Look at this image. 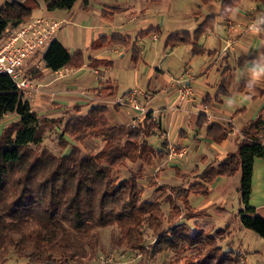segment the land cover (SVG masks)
Returning <instances> with one entry per match:
<instances>
[{"label":"trees","instance_id":"1","mask_svg":"<svg viewBox=\"0 0 264 264\" xmlns=\"http://www.w3.org/2000/svg\"><path fill=\"white\" fill-rule=\"evenodd\" d=\"M76 1L44 0L47 10H69ZM241 1L221 0L218 14L207 15L193 33L181 30L167 34L164 47L186 44L191 46L193 55L204 54L197 43L199 38L213 28L216 16L227 19ZM83 3L86 5L87 0ZM35 5L34 0L4 2L0 6V37L8 26L28 20ZM158 31V27H150L140 30L137 37ZM106 45L131 49L133 62L139 58V47L126 35L100 36L89 47L95 50ZM45 49L43 63L53 71L79 69L85 63L82 52L70 54L57 39ZM97 62L92 61L89 66L97 68L101 64ZM107 88V93L102 90L99 93L115 97L113 88ZM219 95L218 91L216 101H221ZM209 102L207 98L204 105ZM106 108L101 104L91 105L84 114L69 117L61 131L75 143L86 136L102 138L104 143L96 153L83 155L75 145L58 156L45 150L36 153L30 146L42 142L38 133L41 120L11 77L0 73V120L6 112L18 116L12 127L7 126L0 134V264H10V251L25 259L26 264H81L95 257L97 233L106 227L117 228L120 243L151 259L171 251L177 256L174 264H238L239 253L224 250L218 244L228 234H225L227 228L208 231L189 228L184 222L196 217L190 205V193L205 194L207 185L217 177L229 178L237 171L240 172L238 191L243 204L238 211L240 223L264 239V217L256 214L249 204L253 162L257 157L264 159V141L257 135L264 124L260 115L243 128L244 138L238 140L236 151L229 152L216 166L207 165L198 174L200 181L187 187L170 186L180 203L170 200L169 213L165 216L158 199H142L137 175L120 179L116 172L124 160L152 165L154 158H164L168 153L167 140L160 141L159 149L151 145L150 139L157 135L151 113L145 114L136 125L131 122L110 124L105 116ZM205 121V116L198 113L196 124L201 126ZM206 134L219 143L228 136V131L210 124ZM175 173L185 175L178 169ZM163 223L170 226L165 234L161 229ZM179 225L183 230H178ZM144 227L154 238L147 246ZM183 258H186L184 262Z\"/></svg>","mask_w":264,"mask_h":264},{"label":"crops","instance_id":"2","mask_svg":"<svg viewBox=\"0 0 264 264\" xmlns=\"http://www.w3.org/2000/svg\"><path fill=\"white\" fill-rule=\"evenodd\" d=\"M6 1L23 2L25 0H0V6ZM34 1L36 5L32 9L28 20L17 25L8 26L4 32L8 33V31H14L36 20L38 23L36 22L33 28L36 32L47 28L50 23L55 21L60 25V29L57 33L62 31L64 34L66 26H69L71 38L74 37V33L76 34L83 30L85 35L83 43L84 49H81L78 45H67L59 41L57 39V33L54 35L53 39H57L61 42L70 54H74L77 51L82 52L84 64L92 72L91 80L85 82L84 86L81 85L83 86L81 88L75 78L70 77L73 76V73L77 72L78 69H69V73L71 72L70 75L68 74V76L65 75L62 78H55L54 71L47 68L43 63L42 56L46 47H43V49L40 48L38 52L31 55L21 67V73L28 77L33 84L41 85V88L46 92V95L33 94L32 97L29 99L27 98L31 108L35 110V112L36 109L41 110L40 108H42L43 105L50 102L57 104L56 108H58L57 110H59V112H62L65 108L73 107L74 105V107H78L80 111L86 108L88 109V107L95 103L89 98L98 96L96 93L100 90L106 91L107 87H112L116 96H120L121 94L118 92L117 81L114 76H110L109 72L112 66V59L106 53L112 51L116 53V55L118 54L120 57H123L125 48L111 45L103 49L98 48L93 50L90 49L89 46L100 36L110 37L114 34L126 35L130 37L135 44L138 43V45L146 38L155 42L158 40V34L161 31V26L159 21L156 20V16L159 17L165 12L167 13L172 6V0H87L86 5H84L83 0H77L69 10H47L44 0ZM249 1L254 2V4H264V2L257 0H242L228 17V20L233 23L234 32L232 33L227 32V28H225L226 22L221 17L216 16L217 23L222 24L221 26L226 36L224 38L219 36L218 32L220 30L204 33V40H200L198 44L204 49L205 53L200 56L201 61L198 64L199 67L197 70L193 66L197 55L192 54L190 45L188 46L189 50L186 49L187 53L185 57L180 60L183 64V70L179 76H174L169 73V69L175 63L174 59L170 57L173 55L176 46L164 47L163 44L162 50L157 53L155 65L151 67L149 73L150 76L155 72L159 73V75H156V79L164 80L163 85L159 88L155 85L148 88L150 90L145 91L144 101L149 111L155 110L152 118L157 125L158 137L161 138V140L166 139L168 146L175 149L176 154L172 157L173 160L165 156L169 162H177L175 164H170L174 172L175 169H178L182 174H188L194 169L200 174L207 165L216 166L229 152L236 151L237 142L242 138V130L249 121L255 119L258 115H260L262 121H264V80L258 81L253 89L248 87L250 69L255 63L264 62V19L258 18L257 13L260 12L259 8L252 7ZM211 3L202 2V7H200V5L196 4L194 1V3L186 7L183 13L190 17L193 16L196 19V24L199 25L207 15L218 14L220 6H218L217 10H211ZM202 9L204 11L206 10L203 14L201 13ZM117 17H120V20L115 22ZM95 21L97 22V27L94 26ZM124 22L131 23L129 27L135 25V28L131 30L132 32H125L124 27L128 23L124 25ZM254 24L262 31L258 35L252 34L251 41L241 39L246 31H250V25ZM150 27H158L159 31L157 33L153 32L143 38L137 37V33L140 30H146ZM106 28H108V32H105ZM245 28L248 30H244ZM213 36H218V43L215 45L209 44ZM259 37H261V39H259ZM238 43L242 45H237ZM254 43H256V45H254ZM103 58L110 61L108 67L92 68L89 66L92 59L99 61ZM163 66L165 68H163ZM134 67H136V64ZM163 69H166L168 74L165 73ZM238 70L241 72V76L238 85L235 86V90L233 91L235 95H233L226 83L231 74ZM178 79L184 81V83H187V85L191 87V95H185L184 98L180 97L178 94L179 87L175 84V80ZM77 87H79V89ZM132 89L134 88H129L122 94ZM218 91L221 93V95H219L221 101H216L214 99ZM106 92H108V90ZM160 94H165L164 99L166 101V106L157 104L160 105V107H158L156 105L153 106L154 103L150 104V101ZM232 97L239 98L241 106L237 108H225L224 106L227 98L231 99ZM207 98L210 99V102L204 105V101H206ZM254 103H257L254 111H247ZM205 108L209 113H213L215 118H213V120L206 119L201 126H198L196 124L198 116L196 111L201 112ZM132 112L133 114L129 116L125 113L124 108L119 107V111L115 110L114 112L113 110L114 114L111 116H109L110 112H108L107 119L112 124H127L130 123L133 117L138 116L136 112ZM178 112H184L186 115L188 114V126L186 127L194 131L192 140L194 144L193 147L195 146V148H198L200 145H204L203 150L193 161L187 157L192 151L189 149L190 146L183 144V138L188 135L183 128L185 123L181 122V126L179 127V139L177 142L171 143L168 140L169 130L165 128L164 123H168L167 127H169L171 117L172 124L175 123L178 119ZM210 124L222 127L224 130L228 131V136L219 143H216L212 137L206 134ZM257 135L261 141H264V124H262L261 128L258 130ZM166 158H162L161 160L165 161ZM189 163L192 164V168L185 169V167H187L186 165ZM197 163L202 165V167L200 168ZM238 173L240 174V172L237 171L233 176H229V178L227 176L217 177L215 181L207 185L205 194L200 192L190 193L189 196H192H188L190 205L196 215L195 218L190 220L194 225L193 228L199 227L198 223H203V219L212 216H217L219 220H224L227 215V210L225 208L227 204L226 201L228 202L230 200V194H232V191H235V193L237 192L240 196L238 191L239 180L237 184L232 181ZM177 177L179 178L182 176ZM181 184L183 183L178 185ZM183 186L187 187L186 185ZM249 204L255 209L256 214L264 217V159L258 157L255 158L253 162ZM205 225L206 224H203V226ZM199 228L202 227L200 226ZM224 228H228V234H226L224 241L232 237L229 239L230 242L227 243V248L231 249L230 247L237 242H235L234 235L231 236L229 225L224 226ZM237 229L241 230L240 227ZM236 251L241 254V259L246 264V257L243 256L240 245Z\"/></svg>","mask_w":264,"mask_h":264},{"label":"rangeland","instance_id":"3","mask_svg":"<svg viewBox=\"0 0 264 264\" xmlns=\"http://www.w3.org/2000/svg\"><path fill=\"white\" fill-rule=\"evenodd\" d=\"M196 2V4L200 5L202 7V1L200 0H172V6L170 10L165 12L162 16H156V20L160 23L161 31L158 34V40L153 42L151 39H144L143 42L138 45L136 44L139 49V58L136 63L132 61V53L131 49H125V54L123 57H120L118 54L110 51L108 56L112 59V66L109 70L110 76H114L117 83L118 92L122 95V93L129 89V88H136L140 89L143 92L149 91L154 85L158 88L163 85V81L161 79H156V75H159V73L155 72L152 76H150V70L151 67L155 65V59L157 56V53L162 50L164 39L167 37V34L170 32H179V31H188L190 33H193L195 30L194 28L197 27L198 24H196V19L192 16L185 15L183 12L185 11L186 7L192 3ZM221 0H213L210 7L211 10H217L218 6H220ZM251 6L254 8H259L260 12L264 10V4L256 3L249 1ZM95 10V9H94ZM206 11V10H205ZM205 11L202 9L201 13H205ZM259 12V13H260ZM150 18V17H149ZM217 18V17H216ZM151 19V18H150ZM120 20V17L116 18L117 22ZM226 22V27H229L230 24L233 27V23L227 19H224ZM128 22H124V25H126ZM230 23V24H229ZM128 23L124 28L125 32H132L133 28H135V25H132L129 27ZM55 26L53 30L52 37L48 39V42L53 40L54 35L57 33V31L60 29V25ZM97 25V22H94V26ZM222 24L217 23V19L214 23L213 28H209L206 32L210 31H218L220 30L219 36L224 38L225 31L222 29ZM196 26V27H195ZM51 27H54V24H51ZM97 27V26H96ZM141 27V26H140ZM137 27V28H140ZM131 28V29H130ZM49 29V28H48ZM108 28L105 29V32ZM245 28L244 30H246ZM19 29H15L14 31H8L9 35L14 34ZM129 30V31H128ZM222 30V31H221ZM248 30V29H247ZM46 30L43 31H37L35 34L38 36L39 33H44ZM227 32H234V29L232 31H229L227 28ZM252 31H246L245 34L242 36L244 40L251 41L252 39ZM8 33H6V36H8ZM71 31L69 29V26H66L65 33L63 34L62 31L60 33H57V39L63 43H66L67 45H78L81 49H84L83 43L85 40V35L83 30L74 33V37L71 38ZM78 34V35H77ZM27 36H31V33L27 34ZM218 36H213L210 39L209 44L215 45L218 43L217 41ZM261 39V37H259ZM204 40V34L199 38V41ZM133 42V40H132ZM197 42V43H198ZM237 45H242L238 43ZM256 45V43H254ZM47 45L45 44L44 47ZM111 45H106L103 48H106ZM174 53L171 55L170 58L174 59L175 63L174 65L169 69V73L173 74L174 76H179L180 73L183 70V64L180 62L181 59H183L186 55V49H188L189 45L186 44H179L175 45ZM99 48V47H98ZM99 48V49H101ZM169 49V48H168ZM189 50V49H188ZM87 54V53H86ZM201 55H197L196 59L194 61V68L199 67L198 64L201 61ZM95 61V60H91ZM98 61V60H97ZM165 62V60H164ZM98 68L99 67H108L110 65V61L103 58L97 62ZM136 64V67L134 65ZM163 68H165L163 66ZM153 69V68H152ZM77 70V69H76ZM165 73L168 74V71L166 69H163ZM71 73V72H70ZM70 73H67L70 75ZM55 74V73H54ZM92 72L89 70V68L84 64L81 68L78 69L77 72L73 73V76H70L72 78H75L76 82L80 85L79 87H83L85 85V82H89L92 78ZM65 76V75H64ZM241 76V72L238 70L235 73L231 74L229 79L227 80V86L230 90V92L233 93L235 90V86L239 83V78ZM55 78L56 77L55 75ZM83 85V86H81ZM79 87H77L79 89ZM108 89V88H106ZM107 91V90H106ZM106 91H102V93H107ZM101 92V91H100ZM24 94L25 98L32 97V94ZM54 94V93H53ZM52 94V95H53ZM125 94V93H124ZM38 95H46L45 90H43V93ZM49 95V94H48ZM98 95L97 97L100 98V100L105 99H111L114 97H105L102 96L101 93H96ZM165 94H160L156 96L153 100L150 101V104L154 103L153 106L160 105L164 106L166 101L164 99ZM49 97V96H48ZM47 97V98H48ZM116 97V96H115ZM53 99V98H52ZM49 100V98H48ZM145 100V95H144ZM100 103H102L100 101ZM98 103V104H100ZM96 104V103H94ZM93 104V105H94ZM160 104V105H157ZM75 106V105H74ZM68 107L62 110V112H59L57 110V104L55 103H48L42 106L40 108L41 110L36 109V114L41 120V126L39 129L40 136L42 137V142L38 146H30L31 149L35 150L36 153H39L41 150L48 151L54 155H61L64 153H67L72 145H75L79 148L81 151V154H88V153H96L103 145L102 138H95L86 136L81 142L75 143V141H72L69 137L63 134V128L64 124L69 119V117H73L78 114H84V112L87 111V108L84 110H79L77 107ZM106 108V119L108 117V112H110L109 116H111L113 113V110L119 111V106H115L113 104L105 105ZM166 106V105H165ZM241 106V102L239 98L232 97L231 99L226 100L225 102V108H237ZM257 103H254L250 106V109L247 111L253 112L256 108ZM121 108H124V111L127 115L131 116L133 114V110L131 111L130 108L127 109V107L121 106ZM157 108V107H154ZM77 109V110H75ZM33 110V109H32ZM35 111V110H34ZM80 111V113H79ZM135 112V111H134ZM197 113V111H196ZM178 119L175 123L172 124V117H171V123L169 127H167L168 123H164V126L166 129L169 130L168 133V140L171 143H176L179 139V127L181 126V122L185 123V126L183 128L185 129L186 133L188 135L186 137H180L183 138V144L189 145L192 151L190 154H188L187 157L190 159L195 160L196 156L200 154V152L203 150L204 145H200L198 148L193 147V135L194 131L192 129L186 127L188 126V114L186 115L184 112H178L177 113ZM197 115V114H196ZM18 116L13 113L6 112L3 116V118L0 120V134L4 132V129L8 126L12 127V124L17 121ZM108 120V119H107ZM132 120V119H131ZM109 122V120H108ZM131 122V121H130ZM112 124L111 122H109ZM120 124V123H117ZM183 125V124H182ZM164 128V127H162ZM1 137V135H0ZM160 141L161 138L158 137V133L156 136L152 137L150 139V143L153 147L156 149L160 148ZM168 158V156L166 155ZM164 157L163 159H165ZM173 157V155H172ZM170 157V158H172ZM166 158V162L164 160H161L159 157L154 158V162L152 165H147L141 162H135L131 163V161L124 160L122 164H120L117 167L116 175L121 179L123 177H127L130 174H135L138 177V185L140 188H142V199L146 201H152L155 199H158L161 205L162 212L166 216L169 213V201L171 200L173 203L178 202L180 203L178 199V195L171 191L170 186H178V184L189 186L191 183H197L199 180L198 178V171L194 170L191 171V173L185 174L182 177H177L175 172L173 171V168L170 166V164H175L177 162H169V158ZM173 160V158H172ZM169 163V164H168ZM200 168L202 165L197 163ZM185 169L192 168V164L189 163L186 165ZM194 166V165H193ZM184 168V167H183ZM158 170V171H157ZM240 179V174L238 173L233 178V183L237 184L238 180ZM192 197V196H189ZM230 200L226 201V210L227 215L224 218V220H219L217 216H212L210 218L203 219V223H198V226L207 229L208 231H214L219 228H224V226L229 225L231 236L234 235L235 237V245H231L230 247L232 250H237L238 246L240 245V250L243 253V256L246 257V264H264V239H262L260 236H258L255 232L252 230L246 229L243 227L240 219V215H238L239 208H243V204L241 202L240 196L235 191H232V194H230ZM228 200V199H227ZM184 221V220H181ZM188 225L189 228H193V223L191 221H184ZM165 223V222H164ZM163 223V224H164ZM203 224H206L203 226ZM162 234H165L168 230H170V226L167 224L161 225ZM182 225L178 226V230H183L181 227ZM213 226V227H211ZM240 227L241 230H238L237 228ZM210 228V229H208ZM185 229V228H184ZM228 229V228H227ZM225 230V234L227 231ZM144 243L147 244L151 243V241L154 242V238L152 237V232L149 231L147 228L144 227ZM220 234V233H219ZM224 234V235H225ZM98 236V246L95 257L91 260H86L81 264H174L176 261H174L177 256L171 252H165V253H159V255L155 256L154 258H149L147 255H140L137 250H131L125 246L124 243H120V231L115 227H106L103 229H100L97 233ZM226 236V235H225ZM224 236V239H225ZM232 237H229V239ZM224 239L220 242L218 241V244L224 248V250H227V243L230 242V240L224 241ZM112 241V243H111ZM229 249V250H231ZM190 254V252H188ZM179 257V256H178ZM241 254H239V262L238 264H245L244 261L241 259ZM186 260V258H183V262ZM174 261V262H172ZM8 263L10 264H26L25 259L18 258L12 251L8 254ZM75 264V263H72Z\"/></svg>","mask_w":264,"mask_h":264},{"label":"built area","instance_id":"4","mask_svg":"<svg viewBox=\"0 0 264 264\" xmlns=\"http://www.w3.org/2000/svg\"><path fill=\"white\" fill-rule=\"evenodd\" d=\"M36 22L38 23L36 20L33 23L25 24L21 26L16 33L10 35L8 34V36H6V32H3L2 36L0 37V73L8 74L15 83L17 89L20 92L28 95H30V93L32 95L41 94L43 93V89L41 88V85L33 84L28 79V77L24 76L21 73V67L31 55L36 54L40 48L43 49L45 44L48 46L50 43V41L48 42V39L52 37L55 26H58V22H52L47 26V28L43 29L46 30L44 33H39L37 36L35 34L36 31L33 30ZM51 24H54V27H51ZM227 28L229 31L234 29L231 24ZM29 33H31V36H27ZM54 73L56 77L62 78L64 75L69 73V69L60 68L54 70ZM175 84L179 87L178 94L180 97L184 98L185 95H191L192 90L191 87L187 85V83H184V81L178 79L175 80ZM144 95L145 92L134 88L125 94L111 99L100 100V98L97 96L90 97L89 99H91L96 104L100 103L101 101V105L113 104L119 107L124 106L130 108L138 115L137 117H133L131 120V124L136 125L142 121L140 119H142L145 114L151 113V116L153 117V113L155 112V110L149 111L148 107L146 106V102L144 101ZM198 113L203 114L208 120H213V118H215V115H213V113H209L206 108L201 112H197V114ZM241 137L244 138L243 136ZM175 154V149L171 146H168L167 156L170 158Z\"/></svg>","mask_w":264,"mask_h":264},{"label":"clouds","instance_id":"5","mask_svg":"<svg viewBox=\"0 0 264 264\" xmlns=\"http://www.w3.org/2000/svg\"><path fill=\"white\" fill-rule=\"evenodd\" d=\"M257 16L258 18L264 19V10H262L260 13H257ZM250 31H252L253 35H258L262 30L254 24L250 25ZM260 80H264V62L255 63L250 69V80L248 82V87L253 89L255 84Z\"/></svg>","mask_w":264,"mask_h":264}]
</instances>
